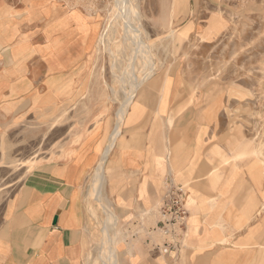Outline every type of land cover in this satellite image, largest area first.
<instances>
[{"label": "crops", "instance_id": "0c3cea01", "mask_svg": "<svg viewBox=\"0 0 264 264\" xmlns=\"http://www.w3.org/2000/svg\"><path fill=\"white\" fill-rule=\"evenodd\" d=\"M86 31L84 13L66 2L0 0V143L86 93L95 59ZM160 86L157 100L127 108L118 136L121 104L99 107L75 143L33 169L6 204L0 264H264L261 170L215 139V115L199 113L215 104L174 101L171 87L163 103ZM169 180L184 187L189 236L164 255L155 210Z\"/></svg>", "mask_w": 264, "mask_h": 264}, {"label": "rangeland", "instance_id": "374dc122", "mask_svg": "<svg viewBox=\"0 0 264 264\" xmlns=\"http://www.w3.org/2000/svg\"><path fill=\"white\" fill-rule=\"evenodd\" d=\"M116 1L59 0L84 13L87 50L94 52L95 59L86 93L72 110L11 128L2 138L0 225L6 204L33 169L56 160L64 140L75 143L89 129L93 116L103 113L96 109L110 108L109 114L121 104L119 121L125 100L119 74L128 64L122 56L128 59L130 49L122 42V26L115 22L116 33L109 42L112 53L100 41L116 13ZM138 5L142 28L155 42L152 65L156 68L138 88L130 106L137 108L139 100L149 94L158 96L161 80L163 103L171 87L174 101L215 104L214 110L199 112L215 115V139L224 135L236 146L234 157L242 153L237 156L242 165L261 170L264 181V0H138ZM116 60L124 64L121 71L113 69ZM137 65L136 73L141 76V64ZM185 113L175 111L179 118Z\"/></svg>", "mask_w": 264, "mask_h": 264}, {"label": "bare ground", "instance_id": "6f19581e", "mask_svg": "<svg viewBox=\"0 0 264 264\" xmlns=\"http://www.w3.org/2000/svg\"><path fill=\"white\" fill-rule=\"evenodd\" d=\"M114 8H115L114 10H116V13L113 15V19L109 21V25H107L104 33L100 37V41L103 44H105L107 50L112 53V50L109 49V42L111 41L114 34L116 33L115 32L116 24H115V28L113 27L114 26L113 22H115L122 26L123 28L122 30L124 34L122 37L121 36L120 37L122 39V42L125 45H127V48L130 49V54H128L127 56L128 59H126V55L122 56V54H120L125 60H127L128 62L127 65L123 64L124 65L123 66L122 63H120V61L117 62V60L115 61L114 64H113L114 61L112 62L113 69L120 70L122 69V66L124 67L122 69V72H120L121 74H119L118 72L119 77H120L119 81L121 82L122 88L125 90L124 91L125 100H124V105H123L124 107H123V111L121 113L120 119L118 121L119 123L118 130L115 133V135L118 136L121 130V125L123 123L124 114L126 113V110L130 106V104L133 102V98L135 97V94L138 88L145 82L147 76L150 73H152L153 70L156 68V66L152 65V58L153 56L156 55L155 52L157 51V49L155 48L156 47L155 42L151 41L147 32L142 28L141 14L139 12L138 0H134L133 2L129 0H117ZM173 34L174 32H171L169 36L171 37L173 36ZM159 40L162 41V37L161 38L159 37ZM138 62L139 64H141L140 66L141 71H142L141 76H138L136 73ZM129 88L131 89V91L128 90ZM112 143H113V140H112ZM106 156L107 155H105V157ZM112 220L113 219L109 217L106 223L104 224L105 225L104 226L105 235H104V243H103L104 246L106 245L109 246L112 242V239L109 238V230L112 229L114 226V224L112 223ZM102 259L107 260L109 263L112 262L113 256H112L110 248L104 251L102 255Z\"/></svg>", "mask_w": 264, "mask_h": 264}, {"label": "built area", "instance_id": "2783aa9c", "mask_svg": "<svg viewBox=\"0 0 264 264\" xmlns=\"http://www.w3.org/2000/svg\"><path fill=\"white\" fill-rule=\"evenodd\" d=\"M184 200V187L169 180L166 184L164 200L158 209L157 231L164 240L163 244L158 247L164 255L169 254L188 238L189 214Z\"/></svg>", "mask_w": 264, "mask_h": 264}]
</instances>
